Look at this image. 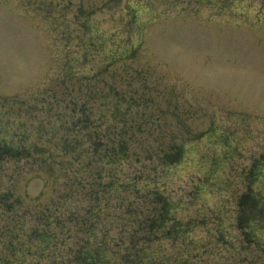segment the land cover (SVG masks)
Instances as JSON below:
<instances>
[{"label": "rangeland", "instance_id": "374dc122", "mask_svg": "<svg viewBox=\"0 0 264 264\" xmlns=\"http://www.w3.org/2000/svg\"><path fill=\"white\" fill-rule=\"evenodd\" d=\"M87 116L130 122L114 196L69 154ZM0 143V264H75L92 218L111 264L132 238L163 264H264V0H0Z\"/></svg>", "mask_w": 264, "mask_h": 264}, {"label": "trees", "instance_id": "16d2710c", "mask_svg": "<svg viewBox=\"0 0 264 264\" xmlns=\"http://www.w3.org/2000/svg\"><path fill=\"white\" fill-rule=\"evenodd\" d=\"M34 1L36 0H32V2L34 3ZM38 2V1H37ZM135 49H131L130 51L125 50L124 52H121L119 54H115L113 56H110V62H111V66H113L116 63H120L121 61L127 59H130L133 55ZM117 55H119L117 57ZM117 57L116 59L114 57ZM112 59H114L112 61ZM102 69L103 68H109V64L107 63V65L105 66H101ZM101 69V68H100ZM111 94V93H110ZM112 94H114V98H118L120 97L119 92H115ZM112 113L114 115L120 114L122 112L121 107H120V101H116L114 104H112ZM140 106V104H139ZM109 109V108H108ZM82 111H84L82 109ZM89 114V113H88ZM105 117L104 116H100L101 122H96L95 124H93V128H92V133H90L91 130H88L87 126L85 123H89L92 124V122L90 121V117L87 116L86 118H82V117H77L75 119L72 120L71 125L72 127L74 126H78L79 128H83L85 130H88L86 133H88V137L91 138L90 141V146L87 148H83V149H78V145H80V141L79 139L76 137L74 139V144H71V146L73 147V149L70 150L69 154L72 155V157L79 159L81 161L82 166L84 165L85 162H82L83 159H89L87 163H85V166L83 168L87 169L89 173L92 172L93 167L92 165H96L95 167V172L93 171L91 173V175H93V173L95 174V179L98 178V183L97 184L100 189H104V191L106 193H109L110 195L114 196L113 192L115 191V193L118 194V191L120 190V188H122L123 182L121 180V175L124 174L123 171V160L128 161L129 156H130V151L128 150V141L127 139V133L123 132L125 131L126 125H129V120H121L118 121L116 120L115 122L118 123V127L117 129L112 133V134H105V132H103V134H101L100 132H98L96 130V128L101 127V125H103V119ZM132 123V122H131ZM121 125V127H120ZM138 124L136 122H134L133 124H131L132 128L138 127ZM90 128V127H89ZM96 136V137H95ZM92 137H94V139H92ZM4 143H0V159H2L3 156L9 154V150L7 149V147L4 146ZM101 154V155H100ZM179 154V153H178ZM76 156V157H75ZM100 159L98 161V163H96L95 160ZM105 160L109 161L108 163H110V171H113V175H112V182H110L109 184L104 183L102 180V176L103 178H106V176H108V172H106V167L107 165L106 162H104ZM103 161V162H102ZM106 175V176H105ZM105 187L108 189H105ZM151 197H154L156 199L157 196L152 195ZM106 205L108 206L109 204L106 202ZM95 206H90L87 210L93 209ZM173 209V208H172ZM172 209H163L162 213L160 214V220L158 222L161 223L159 224V227L163 229V234L167 235V236H171L174 235L173 237H175L179 231V229L181 228V226L179 227L178 222L171 217L172 214ZM100 215V214H98ZM77 216V215H76ZM61 217L59 219V222L61 221ZM77 220L79 219V216H77L76 218ZM170 219V221H172L174 219V221L171 223V225H178L176 226V228H173V226L171 227L170 224L168 223V220ZM92 224L90 227L89 225L85 226V228L89 227L87 230H89L86 235L88 237L84 238L85 241H87L88 244L93 243V244H97V245H85L82 247V249L76 254V259L74 261L75 264H111V253H110V248L108 245V242L111 241V239L109 238V233L108 232H101V233H97V230L93 227H98L96 224V218H92L90 219ZM53 223V222H52ZM147 223H149L147 225ZM56 224V223H55ZM153 222H146L145 220L142 222L141 221V225H144L146 227H148L149 229H151ZM48 228L46 229L47 232H44L42 230V235L39 236V238L36 239H43L44 237H46L47 239L43 241V243H46L50 237L51 241L47 242V246L51 245L48 243L51 242H57L58 240V236L56 234V231H52V226L53 224L49 223L47 224ZM46 225V226H47ZM52 226V227H51ZM166 226H170V228H166ZM102 233L103 236H102ZM69 234V232L67 233ZM57 239V240H56ZM38 241V240H37ZM136 240H134V238H132L131 240V244L129 245V248H127V252L124 253V257L123 259V263L122 264H163L159 258H158V253L155 249H151V246L148 245H144V246H139L137 243H135ZM42 243V244H43ZM85 242H83L84 244ZM148 244V243H147ZM145 247V248H144ZM161 248L162 246H159V253L161 252ZM113 252V251H112ZM152 252H154L155 254H152ZM114 254V252H113ZM150 254H152V256H150ZM51 259L50 262H46V261H41V262H35L33 264H52L55 261L53 260V254L51 253L50 255ZM150 256V257H149ZM45 257H43L44 259ZM114 258H115V254H114ZM8 260L5 259L4 264H6ZM57 261H63L62 258H60ZM18 264H24L23 262H19ZM58 264V263H56Z\"/></svg>", "mask_w": 264, "mask_h": 264}]
</instances>
